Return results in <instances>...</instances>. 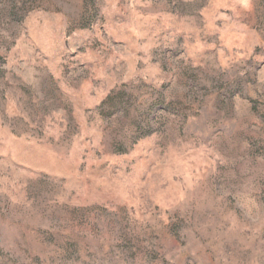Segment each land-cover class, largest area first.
<instances>
[{"label": "rangeland", "instance_id": "rangeland-1", "mask_svg": "<svg viewBox=\"0 0 264 264\" xmlns=\"http://www.w3.org/2000/svg\"><path fill=\"white\" fill-rule=\"evenodd\" d=\"M0 264H264V0H0Z\"/></svg>", "mask_w": 264, "mask_h": 264}]
</instances>
